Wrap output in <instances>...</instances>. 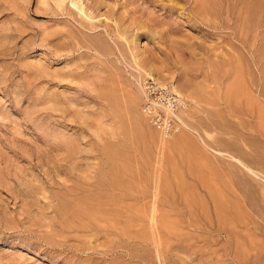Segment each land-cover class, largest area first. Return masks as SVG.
<instances>
[{
	"label": "rangeland",
	"instance_id": "rangeland-1",
	"mask_svg": "<svg viewBox=\"0 0 264 264\" xmlns=\"http://www.w3.org/2000/svg\"><path fill=\"white\" fill-rule=\"evenodd\" d=\"M54 1L0 0V264H264V0ZM145 74L180 134L140 114ZM84 193L135 206L125 248L66 233Z\"/></svg>",
	"mask_w": 264,
	"mask_h": 264
},
{
	"label": "bare ground",
	"instance_id": "bare-ground-1",
	"mask_svg": "<svg viewBox=\"0 0 264 264\" xmlns=\"http://www.w3.org/2000/svg\"><path fill=\"white\" fill-rule=\"evenodd\" d=\"M44 3L46 2V0H42ZM63 1L64 0H56V1H54L55 3H56V5L58 6V7H61V5H62V3H63ZM70 4H71V6L72 7H74L75 9H77L80 13H85L86 14V9H85V7H83V5H80L78 2H77V0H71L70 1ZM63 7V6H62ZM89 17V16H88ZM87 17V18H88ZM90 18V17H89ZM159 81H162V79H161V77H159V79H158ZM163 81H164V79H163ZM162 81V82H163ZM104 153V152H103ZM88 168H90V166L88 167ZM115 169V168H114ZM110 170L111 169H109V171L108 172H110ZM117 171V170H116ZM113 173V172H112ZM116 173V172H115ZM108 174V173H107ZM111 174V173H110ZM117 175V174H116ZM115 176V175H114ZM121 176V175H120ZM58 177V176H57ZM89 177V176H88ZM106 177V176H105ZM50 178V177H49ZM82 178H84V176L82 177ZM114 178V177H113ZM112 178V179H113ZM108 179L110 180V178H109V176H108ZM123 179V178H122ZM87 180V179H86ZM103 180H104V178H103ZM115 180L116 181H118L117 179H116V177H115ZM115 180H111L112 182H114ZM88 182H89V179L87 180ZM122 181V180H121ZM76 182H78V180H76ZM102 182V181H101ZM100 182V183H101ZM59 183V182H58ZM83 183V182H82ZM90 183V182H89ZM104 183V182H103ZM108 183V182H107ZM110 183V182H109ZM107 184L108 186L110 185V184ZM120 182H118V184H119ZM124 182H122L121 184H123ZM50 184V183H49ZM79 184H81V183H79ZM105 184V183H104ZM117 184V183H116ZM115 183L114 184H112V188H110L111 187V185L109 186V189L112 191V189L114 190V191H116L115 190V188H116V186H118V188H122V186H121V184L120 185H116ZM125 184V183H124ZM40 185V184H39ZM53 185H55V184H53ZM53 185H51V186H53ZM66 185V183L64 182V183H62V185L60 186L61 188H62V190H61V188H59L61 191H64L65 193H71V192H74V193H71V194H75V195H77V193H75V191H78V192H80L81 193V191L78 189V187L77 186H72V187H67V186H65ZM97 185H99V184H97ZM116 185V186H115ZM48 186V185H47ZM51 186H50V188H51ZM81 186V185H80ZM83 186V185H82ZM90 186H91V184H90ZM126 186H127V184H126ZM57 187V186H56ZM88 187V186H87ZM93 187V186H92ZM91 187V188H92ZM102 187V186H101ZM105 187V186H104ZM107 187V186H106ZM105 187V188H106ZM47 188V187H46ZM49 188V187H48ZM88 188H90V187H88ZM94 188H95V186H94ZM102 189V188H101ZM45 190V189H44ZM47 190V189H46ZM67 190V191H66ZM89 190V189H88ZM98 190V189H97ZM104 190V189H103ZM107 190H108V188H107ZM118 190V189H117ZM84 191V190H83ZM94 189H93V193H94ZM99 191V190H98ZM104 191H106V189L104 190ZM120 191H121V189H120ZM46 192V191H45ZM58 192H60V191H58ZM101 192V191H100ZM99 192V193H100ZM109 192V191H108ZM124 192H125V189H124V191H123V194H122V191H121V197H119L118 199H122V204H124V202L126 201L125 200V198H128V197H124V198H122V195L124 196V195H126L127 196V193L126 194H124ZM155 192V191H154ZM61 193V192H60ZM91 193V192H90ZM96 193H98V192H96ZM117 193H119V192H117ZM156 193V192H155ZM155 193H153L154 195H155ZM71 194H69V195H71ZM95 194V193H94ZM110 194V193H109ZM81 195V194H80ZM117 195V194H116ZM115 195V196H116ZM130 195V194H129ZM141 195V194H140ZM61 196V195H60ZM66 196V195H65ZM78 196H79V194H78ZM101 196H102V194H101ZM138 196V195H137ZM56 197H57V195H56ZM55 196H54V198L55 199H57L59 202H60V199H59V197H57L56 198ZM69 197V196H68ZM70 197H73V196H70ZM80 198H70V199H72L70 202L73 204V206H70V207H68V204H66V208H65V211L64 212H66V213H64V214H66L65 215V219L67 218L69 221H70V225L71 226H66L67 227V231H66V233L68 234V231H70L72 234H73V232L74 233H79V234H82L81 232H83V234H86V233H91V232H93V234L92 235H94V233H99V234H101L102 232H104V235H107V234H112V239H113V236L115 237V238H123L124 236H125V239L126 238H128L127 237V235L126 234H132L133 233V231H135L134 229H133V227L132 226H130V225H128L130 222H132L133 223V218H131V216H130V218H129V215H128V213H130L131 211H133L134 210V208H135V206H105V204H104V202L102 201V197H100L99 198V196L98 197H92V196H88L87 194H83L82 196H79ZM135 197L136 196H134V199L133 200H135ZM154 197V196H153ZM67 198V197H66ZM138 198H139V196H138ZM142 198H144L143 197V195H142V197H141V199ZM63 200V202H66V201H64V199H62ZM117 200V199H116ZM128 200V199H127ZM105 201V200H104ZM136 201H137V197H136ZM120 202H121V200H120ZM135 203V202H134ZM60 204H61V206H62V202H60ZM116 204V203H115ZM118 204V203H117ZM60 206V205H59ZM63 206H65V205H63ZM68 207V208H67ZM158 207V206H157ZM151 210H150V214L148 215V218H149V221L152 223V222H154L155 220H156V216H155V210H154V206H151V208H150ZM158 209V208H157ZM156 209V210H157ZM58 210V209H57ZM145 210H146V208H145ZM69 211V212H68ZM62 212V211H61ZM68 212V213H67ZM140 212V211H139ZM131 213H133V212H131ZM135 214V213H134ZM157 214V213H156ZM67 216V217H66ZM137 216V215H136ZM60 218H62L61 216H59ZM141 217V216H140ZM136 218V217H135ZM138 218H139V216H137V221H139V222H141V224H143L142 223V218L143 217H141V221L140 220H138ZM139 222H137V223H139ZM143 222H145V224H146V221H145V218H144V221ZM148 222V221H147ZM67 223V221L64 223V224H66ZM104 224V226H100L99 224ZM136 223V224H137ZM151 223H147V226H148V224H151ZM154 224V223H153ZM65 227V225H61V228L62 227ZM147 226H145V227H147ZM149 227H150V225H149ZM149 227H148V229H149ZM152 228V227H151ZM157 227H155V229H156ZM63 229V228H62ZM144 230V229H143ZM157 230V229H156ZM62 231V230H61ZM65 231H62V233L63 234H65ZM141 231V230H140ZM150 231H151V229H150ZM85 232V233H84ZM143 232V231H142ZM152 232V231H151ZM71 233H69V234H71ZM106 233V234H105ZM117 234V237H116V234ZM88 235V234H87ZM91 235V234H90ZM129 235V237L130 238H134V237H131L132 235H134V233L130 236ZM142 235V234H141ZM114 238V239H115ZM121 238V243H120V241H119V243L121 244L120 245V247L122 246V244H123V246H125V245H127V240H126V244L125 243H123V242H125V241H122L123 239ZM137 239V238H136ZM116 240V239H115ZM119 243H118V245H119ZM122 246V247H123ZM119 248V247H118ZM123 248H125V247H123ZM121 250V249H120ZM94 252V251H93Z\"/></svg>",
	"mask_w": 264,
	"mask_h": 264
},
{
	"label": "built area",
	"instance_id": "built-area-1",
	"mask_svg": "<svg viewBox=\"0 0 264 264\" xmlns=\"http://www.w3.org/2000/svg\"><path fill=\"white\" fill-rule=\"evenodd\" d=\"M137 86L141 98L139 111L149 127L162 139L180 134L185 129L183 97L146 74L138 79Z\"/></svg>",
	"mask_w": 264,
	"mask_h": 264
}]
</instances>
